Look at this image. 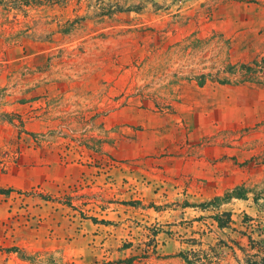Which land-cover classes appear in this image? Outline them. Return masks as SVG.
<instances>
[{
	"label": "rangeland",
	"instance_id": "rangeland-1",
	"mask_svg": "<svg viewBox=\"0 0 264 264\" xmlns=\"http://www.w3.org/2000/svg\"><path fill=\"white\" fill-rule=\"evenodd\" d=\"M28 1L0 0V264L257 254L264 80L196 78L264 57V0Z\"/></svg>",
	"mask_w": 264,
	"mask_h": 264
},
{
	"label": "trees",
	"instance_id": "trees-1",
	"mask_svg": "<svg viewBox=\"0 0 264 264\" xmlns=\"http://www.w3.org/2000/svg\"><path fill=\"white\" fill-rule=\"evenodd\" d=\"M11 7L16 5V2H11ZM29 1L25 0L24 5H28ZM215 70L214 73H204L200 74L196 78L199 84H204L207 80L216 81L220 84H240L244 82H255L262 83L264 80V57L260 60L253 61L250 63H236L231 64L227 63L220 67L212 68ZM2 191V190H0ZM237 191H241L237 194ZM246 190L235 189L229 192L224 200H228L232 197H241L244 195ZM214 201H222L219 198H216ZM218 224L221 227H224L223 223L218 220ZM256 249L257 254H252L245 261V264H264V241L259 243L258 246H252ZM260 256V257H259Z\"/></svg>",
	"mask_w": 264,
	"mask_h": 264
}]
</instances>
